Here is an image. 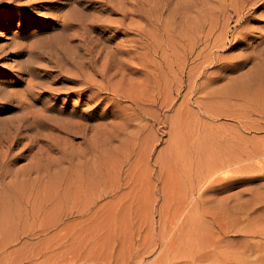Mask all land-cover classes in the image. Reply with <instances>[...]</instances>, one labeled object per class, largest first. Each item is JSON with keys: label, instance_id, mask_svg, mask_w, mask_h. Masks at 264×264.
<instances>
[{"label": "rangeland", "instance_id": "obj_1", "mask_svg": "<svg viewBox=\"0 0 264 264\" xmlns=\"http://www.w3.org/2000/svg\"><path fill=\"white\" fill-rule=\"evenodd\" d=\"M16 1L35 7L40 0ZM11 7L0 6V58L6 55L0 65L9 67L0 68V123L20 115L16 97L26 94L32 73L16 74V61L27 56L7 54L13 35L21 34L14 41L28 50L31 35L59 31L55 20L20 22ZM263 13L260 0L246 16ZM239 29L234 17L225 44L211 50H202L201 37L182 69L175 44L167 59L180 60L172 69H145L148 77L127 73L132 97L153 99L151 106L138 102L151 120L134 116L123 126L119 110L128 101L105 117L107 103L119 102L96 106L97 99L88 103L75 94L42 95L54 98L52 115L60 108L76 121L86 115L84 128L72 136L23 129L17 143L0 147V158L17 157L9 177L0 178V264H264V66L251 54L258 33L244 39L250 46L237 45L232 35ZM133 59L136 68L146 65ZM48 65L41 61L42 78L33 80L27 98L36 107V83L48 91L62 86L53 82L61 73Z\"/></svg>", "mask_w": 264, "mask_h": 264}, {"label": "bare ground", "instance_id": "obj_2", "mask_svg": "<svg viewBox=\"0 0 264 264\" xmlns=\"http://www.w3.org/2000/svg\"><path fill=\"white\" fill-rule=\"evenodd\" d=\"M15 1L0 0V6H12L10 15L13 17L18 15L20 22L26 23V21L33 20L44 21L48 24L49 21L55 20L59 31L44 37L31 35L33 40L28 50L14 41L21 34L13 35L12 47L10 46L13 51L7 54L17 57L27 56L22 61H16V66L20 71L16 74H22L26 69L32 73L30 74L31 79L25 80V82L28 81L26 94L23 93L19 95V98L16 97L22 109L19 111L21 112L20 115L9 122L0 123V147L7 146L9 148L12 144L17 143L21 139L20 133L23 129L32 130L33 128L34 133L42 135V129L50 128L72 136L78 134L81 127L84 128L82 123L83 117L86 116L84 114L79 121L72 119V113L70 116H63L62 111H60L61 108L57 110V115H52V112L56 111V103L52 102L53 97H51L53 99L42 97L46 93L50 95L75 94L81 98L83 96L88 103L97 99L96 106L104 100L109 102L113 99L119 102L117 103L119 105L113 106H110L111 103H107L104 109L105 117L114 116V112L121 108L120 103L128 101L130 104L126 109L119 110L124 117L123 126L131 125L129 121H132L134 116L142 120H151L145 114H141L138 105L139 99L132 97V88L129 83L126 84L127 82L124 81L128 77L127 73L130 71L131 75L129 76L132 77L143 71L144 73L141 75L148 77L145 69L159 73L165 66L172 69L176 65V60L180 59L178 64L179 68L182 69L201 37H203L201 43L204 51L225 44L222 41L226 39L227 28L234 17L235 23L240 25V29L232 35L233 39L236 40L237 45L239 43L247 46L249 44L244 39L250 40L251 36L255 39L254 32H257L260 39L259 47L254 49L251 54L254 55L258 68L261 69L264 66V13L260 16L261 18L252 14L246 16L247 12L249 13L255 8L260 0H69V2H67L68 0H40L35 7L25 6L24 3V5L17 4L18 6H16L13 4ZM17 1L19 3V0ZM56 5L62 7L56 8ZM91 5L93 6L91 7ZM202 9L206 12L205 16L201 15ZM220 15L224 16L221 22ZM251 23H261L262 26L254 27ZM49 27L45 30H48ZM220 27L222 29L219 35L215 34ZM45 30L42 33L46 32ZM118 34H122L123 37L112 44ZM175 44L182 48V51L178 53L180 59H167V57L174 56ZM169 52L171 53L169 54ZM133 58L142 64L145 61L146 65L141 68L132 66V64L135 65L131 61L134 60ZM155 58H157V63L154 62ZM5 59L6 55L0 58V60ZM43 60H46L49 68L61 73V77L53 82L61 83L62 86L48 91V89H43L45 88L44 83L42 84L43 81L36 83L41 89L35 97V101L39 102L41 106L36 107L27 100L29 99L28 96L33 94V80H38V76L42 78V75H38L37 68L41 66ZM0 68L8 70L9 67L5 68L1 64ZM41 68L43 67L41 66ZM109 72H113L110 75L111 78L120 75L117 83H111V78L107 77ZM98 77L102 81H98ZM20 81L22 80L20 79ZM67 84H73V87H67ZM82 86H85L87 95H83ZM135 94L144 93L137 92ZM152 101L153 99L142 98L139 103L151 106ZM85 127L86 129L87 127H89L88 129L94 128V126L90 127L89 125H85ZM40 137L42 139V136ZM26 138L28 139V136ZM45 139L47 138L45 137ZM108 139L110 141L111 138ZM51 142L55 144L53 141ZM28 150H30V145ZM1 155L0 178L13 172L10 170V166L13 165L11 161L17 158L8 157V152Z\"/></svg>", "mask_w": 264, "mask_h": 264}]
</instances>
